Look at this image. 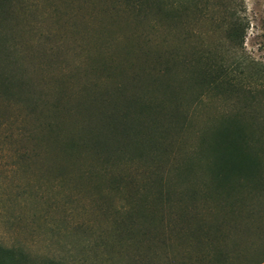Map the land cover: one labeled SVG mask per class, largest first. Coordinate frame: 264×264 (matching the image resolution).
I'll return each mask as SVG.
<instances>
[{"label": "rangeland", "instance_id": "1", "mask_svg": "<svg viewBox=\"0 0 264 264\" xmlns=\"http://www.w3.org/2000/svg\"><path fill=\"white\" fill-rule=\"evenodd\" d=\"M178 8L0 0V263L264 264V0Z\"/></svg>", "mask_w": 264, "mask_h": 264}, {"label": "trees", "instance_id": "2", "mask_svg": "<svg viewBox=\"0 0 264 264\" xmlns=\"http://www.w3.org/2000/svg\"><path fill=\"white\" fill-rule=\"evenodd\" d=\"M126 4H128L131 8L136 10H140L143 7H150V11L154 13L156 16H164V13L169 15L170 20L174 21L178 17L179 4L181 8L185 11L188 8V5H193V7L197 8L199 11L203 10L208 4L211 6L217 5L219 6L223 13H225L229 21H232V9L236 4V0H167V2H163V0H124ZM201 4V5H200ZM232 25V26H231ZM234 23H231L228 27V31L226 32L227 38H230L231 41H236V38L239 37L242 40L243 35L237 32V29L233 28ZM240 63L236 64L234 61L229 65L223 64V62L219 63L216 67V75L214 81L222 82L219 79H224L228 71H236L238 69ZM242 70V69H241ZM227 83H229L226 80ZM208 84L207 82L205 83ZM209 85V84H208ZM244 126H240L237 120L228 121L226 124H223L219 130L216 132L217 139L219 141L216 144L217 149L223 148L226 144L227 147L238 148L241 146L247 145L246 140L244 139L243 134ZM242 134V135H241ZM227 137L229 139H227ZM237 137V138H236ZM238 139H241L238 142ZM25 255L22 252H16L13 248H7L0 245V261L7 262H15L18 259H24ZM2 264V263H0Z\"/></svg>", "mask_w": 264, "mask_h": 264}]
</instances>
